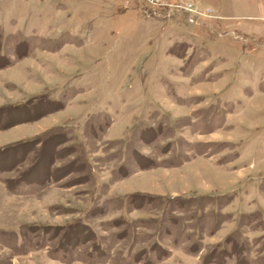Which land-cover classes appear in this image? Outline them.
Instances as JSON below:
<instances>
[{
    "label": "rangeland",
    "instance_id": "374dc122",
    "mask_svg": "<svg viewBox=\"0 0 264 264\" xmlns=\"http://www.w3.org/2000/svg\"><path fill=\"white\" fill-rule=\"evenodd\" d=\"M0 264H264V0H0Z\"/></svg>",
    "mask_w": 264,
    "mask_h": 264
}]
</instances>
